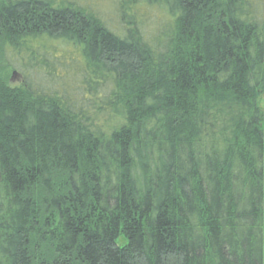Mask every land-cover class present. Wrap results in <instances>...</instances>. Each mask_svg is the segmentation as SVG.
I'll use <instances>...</instances> for the list:
<instances>
[{"label":"trees","instance_id":"trees-1","mask_svg":"<svg viewBox=\"0 0 264 264\" xmlns=\"http://www.w3.org/2000/svg\"><path fill=\"white\" fill-rule=\"evenodd\" d=\"M141 1L168 31L0 0V55L64 43L102 94L89 110L0 71V264H264V17L245 0ZM119 108L126 123L96 134Z\"/></svg>","mask_w":264,"mask_h":264},{"label":"rangeland","instance_id":"rangeland-1","mask_svg":"<svg viewBox=\"0 0 264 264\" xmlns=\"http://www.w3.org/2000/svg\"><path fill=\"white\" fill-rule=\"evenodd\" d=\"M54 6L61 3L89 9L101 18L107 27L120 35L127 29L136 28L144 38L152 39L165 33L172 25V19L159 7L143 1L131 0H50ZM252 15L264 17V0H245ZM246 9L241 8L242 19H249ZM0 71L10 75L9 85L20 87L25 84L35 90L54 91L72 96L76 103L93 110L101 100V91L87 94L84 84V65L79 52L61 42L33 40L20 48V51L7 50L0 55ZM264 106V100L262 99ZM122 108L111 113L107 119L98 117L93 124L96 134L109 136L126 123ZM122 244V239L117 240Z\"/></svg>","mask_w":264,"mask_h":264}]
</instances>
